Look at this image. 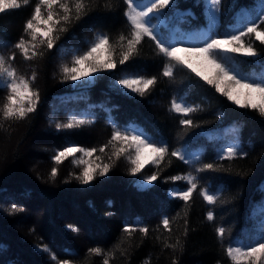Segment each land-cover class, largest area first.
<instances>
[{
  "label": "trees",
  "instance_id": "1",
  "mask_svg": "<svg viewBox=\"0 0 264 264\" xmlns=\"http://www.w3.org/2000/svg\"><path fill=\"white\" fill-rule=\"evenodd\" d=\"M37 2L29 0L25 5L20 0L21 7L0 13V55L7 59L15 53L11 64L26 79L35 72L31 87L40 97L36 111L22 121L4 120L0 115V264H60L64 260L103 264L105 258L109 264H231L224 251L229 240L259 239L264 231V117L233 104L186 69H176L173 79L164 77L166 58L147 37L137 46V54L120 65L119 37L130 33L124 0H90L79 20L73 18L63 25L67 31L56 33L59 39L53 49L40 45L36 51L42 55L25 60L14 45L21 36L30 40L24 26ZM177 4V9H166L167 15L152 23L166 43L184 47L200 44L208 35L223 37L255 19L260 10V0H221L210 23L209 0H177ZM200 30L204 37L187 41L189 32ZM101 34L110 38L117 68L93 78L91 84L76 87L65 81L62 66H71L73 56L87 51ZM244 39L249 42L254 37ZM254 47L259 57L235 55L238 63L231 66L258 77L264 72V45L256 41ZM126 77H156L157 82L140 96L116 83ZM7 94L0 86V106ZM174 98L198 108L190 116L198 127L180 125L181 115L170 111ZM73 116L91 123L72 129L55 127ZM113 125L121 130L134 128L166 143L168 155L159 165L148 164L134 176L124 156L108 159L113 151L109 146L91 159L101 156L97 162L111 164L110 171L86 185L76 178L83 165L74 164L72 157L61 164L53 161L57 151L69 145L98 149L111 138ZM28 142L36 149L29 151ZM230 145L237 146V155L220 158ZM178 149L186 152L190 163L171 156ZM207 163L220 170L197 171ZM153 173L157 180L143 185L144 177ZM189 173L198 177L199 188L217 196L216 204H207L197 193L187 204L170 195V188L184 190L187 182L169 177ZM13 205L19 210L12 211ZM209 211L214 220L207 219ZM164 217L172 220L170 230L161 224ZM128 225L137 229L131 235L124 232ZM144 226L150 229L147 235L138 230ZM217 227L227 230L223 242ZM177 240L180 247L175 251L166 247ZM117 245L124 255L116 251ZM93 248L103 251L92 254L89 249Z\"/></svg>",
  "mask_w": 264,
  "mask_h": 264
},
{
  "label": "snow or ice",
  "instance_id": "2",
  "mask_svg": "<svg viewBox=\"0 0 264 264\" xmlns=\"http://www.w3.org/2000/svg\"><path fill=\"white\" fill-rule=\"evenodd\" d=\"M23 3L27 5L29 0H23ZM124 3L127 5L125 17L130 25V33L128 37L123 34L119 37L121 52L118 63L120 65H124L126 61L137 54V46L147 37L155 41L159 52L166 58L162 71L164 77L173 79L176 69H186L206 84L214 87L216 92L227 97L233 104L243 109L254 110L264 117V72L260 73L258 77H253L245 75L236 67L231 66L238 63L234 60L235 55L249 58L260 56L257 48L254 47V43L259 41L261 45H264V28L261 27L264 25V0H260V10L255 19H248V22L242 27L225 34L223 37L208 35V38L202 40L200 44L187 47L182 46V43H166L158 35L157 25L152 23L154 19L159 20L161 16L167 15L166 9H177L179 7L177 0H124ZM220 3L221 0H209L210 23H214ZM89 4L90 0H38L31 18L26 21L24 26V33L30 37V40L21 36L14 47L20 51L25 60H32L38 55H42L36 51L40 45H46L48 49H53L56 40L59 39L56 33L67 31L63 25L69 24L73 18L79 20L82 14L88 11ZM19 7H21L20 0H0V13ZM244 18L247 19L246 16ZM245 37H254V40L245 42ZM114 53L115 49L110 43L109 36L106 34L97 35L87 51L73 56L71 66L67 64L62 66L63 79L73 83L91 84L93 78H98L100 74L117 68ZM14 59L15 53L7 59L0 55V86L4 87L8 93L5 97V103L0 106V115L4 120L22 121L30 113L36 111L40 97L38 90L31 87V83L36 79L35 72H33L30 80L18 75L16 68L11 64ZM156 82V77H126L116 83L122 89L144 96ZM197 110L196 106L186 104L183 99L174 98L170 106V111L181 115L182 118L179 123L186 128L198 127L190 118L191 114ZM85 123H91V121L77 119L73 116L68 122L57 123L55 127L57 129H72ZM109 146L113 151L108 159L111 160L112 157L119 159L124 156L130 163L129 171L134 176L141 173L148 164L159 165L169 153L166 143H158L134 128L121 130L113 125L111 138L98 149L96 147L85 148L69 145L63 150L57 151L52 159L56 164H61L64 160L72 157L74 164L83 165V171L76 178L86 185L94 180L97 175L105 176L110 171L111 164L97 162L101 161V156L96 155L95 159H91L97 152L105 153ZM237 152V146L230 145L222 150L220 158L231 159L237 155ZM77 153L80 154L79 158H76ZM171 156L184 163L191 162L183 150H173ZM196 158L198 159V157ZM209 170L219 171L220 169L218 165L212 163L204 164L202 168L197 169L198 172ZM56 175L57 169L53 167L51 176L55 178ZM169 179L187 182V187L184 190L170 193L186 204L193 199L194 193L200 195L207 204H216L217 196L214 193L208 188L198 187L197 176L189 173L185 176H172ZM144 180L150 185L157 180V174L153 173L146 176ZM261 192L264 193V185L261 186ZM17 210H19L17 206L13 205L12 211ZM207 219L209 221L214 220L212 211L207 213ZM171 223L172 220L168 217H164L161 221L166 230H170ZM184 224L186 234L188 231L186 219ZM136 230V227L132 225L124 228L127 235H131ZM138 230L144 235L150 231L146 226L139 227ZM216 234L223 242L227 230L224 227H217ZM166 247L175 251L180 247L179 240L171 245L166 244ZM43 250L48 251L47 246H44ZM102 251L100 248L89 249L90 253L96 255H100ZM116 251H120L121 255L125 254L120 245L116 246ZM224 251L231 264H264V231H261L259 239L250 238L246 242L229 240ZM108 255H112V253ZM60 264H70V262L64 260ZM103 264H109V259L105 258Z\"/></svg>",
  "mask_w": 264,
  "mask_h": 264
},
{
  "label": "rangeland",
  "instance_id": "3",
  "mask_svg": "<svg viewBox=\"0 0 264 264\" xmlns=\"http://www.w3.org/2000/svg\"><path fill=\"white\" fill-rule=\"evenodd\" d=\"M203 35H204V31H201V33L199 35H195L193 32H190L189 34H187L186 39H187V41L193 43L196 40L197 36L203 37ZM72 84H73V86L79 87V86L83 85L84 83H80V82L73 83L72 82ZM27 148L29 149V151L36 149L33 142H28ZM30 157H31V154H30ZM143 185H147V182H145Z\"/></svg>",
  "mask_w": 264,
  "mask_h": 264
}]
</instances>
